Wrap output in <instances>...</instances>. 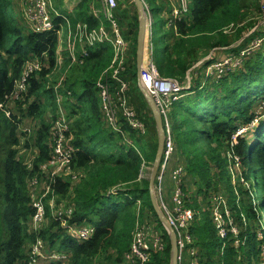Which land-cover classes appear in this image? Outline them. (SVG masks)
Segmentation results:
<instances>
[{"label":"trees","instance_id":"16d2710c","mask_svg":"<svg viewBox=\"0 0 264 264\" xmlns=\"http://www.w3.org/2000/svg\"><path fill=\"white\" fill-rule=\"evenodd\" d=\"M58 1L63 3V0ZM88 1L81 0L75 7L74 16L69 15L73 23L80 20L87 21L91 27L98 25V21L87 14ZM144 1L152 14L159 9L156 0ZM243 17L239 0H193L190 21L177 23L181 37H175L174 29L167 28L162 35L164 53L159 56L153 45L152 59L159 74L177 79L184 76L188 69L185 61L188 50L197 56L200 50L228 45V37L221 32L222 28L238 23ZM256 24L257 21L243 26L237 37L244 36ZM250 34L246 41L264 37V29L259 26ZM57 44V33H34L30 29L21 15L18 0H0V101L12 89L13 81L20 74L26 59L48 58L49 64L47 69L30 78L28 92L13 106L19 117L13 114L9 118L0 111V153H4V161L2 164L0 162V264H25L28 245L36 237L29 230L32 209L27 190V179L34 170L26 169L22 158L18 157V150L22 136L25 139L23 146L39 154L34 162L49 156L50 114L54 113L56 107L53 85L61 75L57 66ZM241 49L232 52L237 53ZM263 51L264 39L244 59L241 67L218 81L210 79L205 88L194 86L193 95H188L189 91L181 92L179 99L170 106L168 124L174 144L173 154L181 155L185 173L196 178L195 192H189L184 186L183 190L185 206L194 210L189 230L195 239L202 264H211L215 257L218 264H236V255L244 254L250 259L251 256L256 257L259 251L256 233L248 228L241 231L234 221L241 223L244 213L236 202L231 183L227 182L226 187L213 180L217 174L222 178V173H215L214 167H222L227 159L222 158L212 144L223 137L236 138L231 151L247 167L245 179L254 177V193L260 196L264 208V123L255 130L251 144L237 129L240 121L248 124L253 117L254 103L264 98ZM113 53L111 44H98L89 50L83 64L68 69L65 78L71 90V95L63 100L70 119V129L66 135L69 145L75 150L73 163L81 171V176L75 182L57 180L55 190L72 204L74 213L71 222L77 225L92 223L96 229L90 239L78 241L48 211L47 221L39 235L46 242L48 251L68 252L69 255L63 261L42 260L40 264H90L92 258L108 248L115 249L121 261L131 242L137 218V200L140 202L139 215L145 214V219L153 220L154 226L160 229L161 237L166 242L163 254H166L167 262L169 260L170 244L166 229L150 203L148 179L140 176L142 164L148 165L151 153L139 144L141 135L122 116H119L120 132L111 128L109 131L103 125L105 120L95 83L101 71L109 66ZM133 57L130 75L125 78L133 82L138 90L135 51ZM214 59L215 56H211L205 63L209 64ZM67 63L66 58L61 64L62 69ZM46 72H54L56 76L54 83L43 89L42 74ZM129 91L130 86L127 96ZM61 93L66 95L65 92ZM139 95L144 98L140 91ZM144 104L147 106L146 102ZM129 105L147 125L146 114L131 102ZM148 111L154 123L149 107ZM25 118L34 123L29 137L19 132L18 123ZM114 135L120 140L125 139L126 144L119 143ZM155 152L156 149L152 151L153 158ZM110 189H116L113 195H107ZM225 193H228L227 197ZM213 196L219 199H213ZM217 202L227 230L224 238L218 236L215 228L213 208ZM232 227L237 228L236 234L231 231Z\"/></svg>","mask_w":264,"mask_h":264},{"label":"built area","instance_id":"2783aa9c","mask_svg":"<svg viewBox=\"0 0 264 264\" xmlns=\"http://www.w3.org/2000/svg\"><path fill=\"white\" fill-rule=\"evenodd\" d=\"M65 1V2H64ZM61 4L63 10L57 8L54 0H18L19 9L22 17L34 33L62 31L65 36V45L68 53L67 71L71 66L83 64L89 56V50L98 44L112 43L118 46L122 39L118 33V18L115 14L117 0H98L101 5L93 6L90 3L91 16L98 18V8L104 11V19L98 21L97 26H89L87 21L77 20L74 23L69 15L73 8L81 0H64ZM169 3L168 9L161 12L165 20L166 28H176V22L190 20L193 8V0H166ZM148 12L147 31H146V53L145 63L142 65L139 76L143 87L153 98L164 122L166 135L164 139L163 152L161 158V169L159 172V190H162L161 175L167 170L169 160L174 152V144L170 134L168 124V114L172 102L179 99L182 89L179 80L173 77L161 76L152 59V23L153 14L150 12L148 4L144 1ZM192 4V8H190ZM75 5V6H74ZM259 10L262 18L264 17V0L259 2ZM99 19V18H98ZM235 23H231L222 29ZM264 29V18L262 25ZM258 25L252 28L253 31ZM110 28V29H109ZM112 33H114V38ZM262 38H255L246 47L237 53H230L222 58H218L205 67V78L209 77L215 81L225 76L227 73L242 66L244 59L251 53L254 47L261 43ZM209 59L206 58L205 61ZM112 62V61H111ZM201 62V61H200ZM198 62L197 64H199ZM47 60L40 57H31L23 63L20 74L14 79L12 89L5 95L4 100L0 101V111L5 116L12 118L17 114L13 109L16 102H19L28 92L30 78L47 67ZM120 65V64H119ZM197 66V65H196ZM122 69L118 66L110 75L117 81L116 96L111 93L109 77L104 70L96 80V88L100 100V108L106 124L114 131L120 132L119 116L126 123L135 129L139 134L146 131V125L128 101L129 84L119 78ZM66 71V73H67ZM66 73L60 75L53 85L55 96V111L50 114L51 127L49 128V156L44 160L34 162L39 156L38 152L32 153L31 149L23 146L24 137L19 146L18 157L27 170L34 173L27 179V190L32 209L29 230L36 235L29 247L28 258L25 264H40L42 260L63 261L68 257V252L48 251L46 242L39 235L47 221L48 211L51 217L59 221L66 232L78 241L90 239L96 229L92 223L77 225L71 222L74 208L67 200L57 203V193L55 184L57 180L62 182H74L81 173H77L73 164L74 149L68 143L67 132L70 129V119L63 106V100L71 95V90L65 83ZM61 92H65V96ZM22 128V133L29 137L34 128L33 124L18 123ZM169 180L171 182L169 200L161 203V208L165 213L168 223L173 228L176 236L177 245V264H202L200 253L195 245V239L189 230L190 222L194 217V210L185 206V193L183 190V175H186L184 165L180 162L170 168ZM142 170V169H141ZM140 170V173H141ZM141 175V174H140ZM80 178V177H79ZM116 189H110L107 194L115 193ZM215 199H219L217 196ZM137 203L140 204L139 200ZM213 208L215 228L218 236L224 238L227 234L225 221L218 210V204ZM231 231L236 234L237 230L232 227ZM237 242V240L235 241ZM165 240L152 231L148 226L141 224L138 220L132 230V238L128 249L122 254V264H148L151 256L160 251H164ZM222 264V263H221Z\"/></svg>","mask_w":264,"mask_h":264},{"label":"rangeland","instance_id":"374dc122","mask_svg":"<svg viewBox=\"0 0 264 264\" xmlns=\"http://www.w3.org/2000/svg\"><path fill=\"white\" fill-rule=\"evenodd\" d=\"M259 2L260 0H239L240 5L242 6V13L244 17L241 20H239L238 23L231 25L230 26L231 28L227 27L221 30V32L228 37L229 44L226 46H218L220 48L225 47V49L224 48L218 49L217 50L218 54H216V56L225 54V52L230 53L233 50H236V49L238 50L239 48H242V49L246 48L250 44V42L252 41L251 38L247 39V41H246V38H248V36L251 35L250 33L252 32L251 31L252 28H254L259 23L262 25V20L264 18V17L262 18L260 14ZM54 3L56 4L57 8H59L60 10H63L61 7V3H59L58 0H54ZM90 3H94L93 6H96V4L99 6L101 5V2L98 0H89L88 1L89 8H90ZM117 6H118L116 9V12L118 13L117 16L120 13V15L118 16V18L119 17L120 18H119V22L117 26H118V33L122 39V43L119 46L117 44L109 43L111 44L114 53H113V57L111 60L112 62H110L109 66L104 69V70H107L105 71V74H107V76L109 77L111 93H113V95L115 96H116L115 86H117V81L113 79L110 75L119 66L120 69H122L120 72L119 78L125 80L126 82L128 81L125 77L130 75V71L132 69L133 58H134L133 53L136 49L135 36L137 35L135 33L137 32L136 29L138 28V24H137L138 15H137V11H136L133 1L132 0H117ZM190 8H192V4H190ZM9 13H11V15L13 16V12L11 10H9ZM104 18L105 17H102L101 20L106 25H108V22ZM164 20L165 18L163 15H161L159 9L153 11L152 43L155 47L156 53L159 56L164 53V45H163V39H162V35H163L162 26H163ZM255 21H257V24L254 25L251 28V30L249 29L250 31L248 30L242 37H239V38L237 37V33H239L240 30L244 29L243 26L245 25L247 26L250 24L252 25L253 22ZM177 23L178 22H176V28L174 31L175 37H178V36L181 37V34L179 33V30L177 27ZM259 26L260 25H258L257 27ZM112 35L114 38V33H112ZM260 38H262V40L264 39V37H260ZM255 48L256 47H254L252 51ZM58 52H60V56H58L57 58L58 60L57 66H58V71L59 72L61 71V75H62L66 73L67 67L65 66L62 69L61 64L63 63L64 59L67 58L68 60V53H67L66 45L64 41L63 43L60 44L57 50V55H58ZM197 56H195L191 50H188L187 57L185 58V61L187 63L186 66H188V69H186L184 76H180L181 78H178L181 86L183 87L182 92L189 91L188 95L194 94V91H193L194 86L199 87V88H205L208 85L207 83H209L208 81H210L211 79L209 77L205 78V75H204L205 67L207 65V63H205L206 62L205 58L208 56L206 54H202L200 56L197 55ZM198 62L200 63L197 64ZM43 69H46V68H43ZM104 70H102L101 73ZM53 73L54 72H51L50 74H48V72H46L44 75L42 74V77L44 78L43 83L45 85L43 89L51 86L54 83L56 75L55 73L54 74ZM101 73L98 75V77L101 75ZM128 83L130 86V91L128 95L129 103L131 102L132 105H135L136 107L140 108L146 114V117L148 119V124L146 125V131L143 134L140 133L141 136L139 139V144L141 146H144L148 153H151V157H150V161L148 165L142 164V168H141L142 170L140 173L141 177H145L148 179L149 174H150L151 164L154 159L152 155V151L156 149L157 147V130L155 127V123H152L150 120L149 111L147 107L148 104L145 100V97L144 96H143L144 98L140 97L139 95L140 90L138 86L137 88L139 91L136 90V88H134L135 85L133 84V82L128 81ZM144 102H146L147 106L144 104ZM252 113H253V117L249 122H247L248 124L246 123L244 124L242 121H240L239 127L237 128L239 129L238 133H240V135L246 140L248 144H251L255 130L260 128L261 124L264 123V98H259L257 102L254 103ZM26 123L32 124L33 121H29V119L25 118L23 121V124H26ZM103 125L107 130L111 131L110 127L106 124L105 121H103ZM114 136L117 137V139L119 140V143L126 144V142H124L125 139L120 140L118 136L116 135ZM126 140H129L130 142V139L128 138H126ZM235 140H236L235 137H232V139H227L226 137H223L216 143L212 144V146H215L218 152L221 153V157L227 159L222 167L220 168L214 167L215 173H218V172L222 173V178L220 177V175L217 174V175H214L213 180L214 182L224 184V186L226 187H228L227 182L231 183L233 190H234V196H235L236 202L238 203L240 210L244 213V215L241 217V221H242L241 223L237 222L235 219L234 221L240 227L241 231L242 230L245 231V228L246 230L248 228L250 232L256 233L257 235V246L259 248V251L256 254L257 256L256 257L251 256L250 259H248L246 255L238 254L236 255V264H264V208L262 207V201L260 200V196L254 193V183H255L254 177H251L249 180L245 179L244 174L247 170V167L241 162L240 157L238 155L234 156L233 152L231 151L232 144L235 142ZM136 147L139 148V145H136ZM227 151L229 152L228 155H227ZM22 158L24 157L22 156ZM3 161H4V153L3 155L0 153L1 164ZM180 162H181V155L176 154V153L172 154L169 160V166L167 170L163 173V175H161V180H162L161 181V185H162L161 191L158 188L159 186L158 177L159 176L157 177V180L155 181L156 194H157L160 205L162 202L166 203L169 200V194H170L169 190L171 186V182L169 180V175L171 172L170 168L174 167L176 164H179ZM75 170L77 173L80 174L81 171L79 169L75 167ZM195 180L196 178L194 176H191L189 174L183 175L184 188H186V190L187 189L189 190V188L193 186ZM124 186L125 185H122V188H125ZM193 188H195V186H193ZM225 194L227 197L228 193H225ZM109 195H113V193ZM62 200H65V199H63L59 195V193H57L56 202L60 203L62 202ZM3 207H4V204H3ZM5 225H6V222H5ZM0 236H1V230H0ZM32 242L29 243L28 249L30 245L32 244ZM161 256H162V251L158 252V254H156L155 256H151V259L149 260L148 264L153 263L155 258L157 262L160 261ZM94 258H92L91 261ZM119 263H121V261ZM168 264H170V260L168 261ZM211 264H218L216 257L213 259Z\"/></svg>","mask_w":264,"mask_h":264},{"label":"water","instance_id":"95a60500","mask_svg":"<svg viewBox=\"0 0 264 264\" xmlns=\"http://www.w3.org/2000/svg\"><path fill=\"white\" fill-rule=\"evenodd\" d=\"M138 15V28H137V36H136V49H135V61H136V75H137V86L145 100L148 104V107L151 111L155 127L157 130V147L154 155V159L151 164L150 174L148 178V191H149V199L152 205V208L162 224V226L166 229L170 251L169 258L170 264H177V245H176V236L173 228L168 223V220L165 216L164 211L159 204L158 197L156 194L155 181L159 175L161 169V158L163 152L164 139L166 135V129L164 126V122L162 116L150 94L143 87L140 81V70L142 65L145 63V51H146V31H147V19L148 12L146 10V6L144 0H132Z\"/></svg>","mask_w":264,"mask_h":264},{"label":"crops","instance_id":"0c3cea01","mask_svg":"<svg viewBox=\"0 0 264 264\" xmlns=\"http://www.w3.org/2000/svg\"><path fill=\"white\" fill-rule=\"evenodd\" d=\"M64 1V0H63ZM65 2V1H64ZM156 3L158 4V7H159V10H160V13L162 12V11H164V10H166V9H168V6H169V3L166 1V0H156ZM75 10H76V8H73V10H72V16H74L73 14H74V12H75ZM87 14H88V16L90 17V18H93L92 16H91V11H90V8L87 10ZM97 16H98V18L97 19H95V18H93L94 20H97V21H101V19H102V17L104 16V11H102V8L100 7V9L98 8V11H97ZM162 30H163V32L165 31L164 29H167V28H164V24H163V26H162ZM170 29V28H169ZM174 29V31H175V28H172V30ZM57 35H58V44H57V50H58V48H59V46H60V44L61 43H63V41L65 42V36H63V33H62V31H60L59 33H57ZM222 48H224L225 49V47H214V48H211V49H209V50H207V49H203V50H200L199 52H198V54H199V56L200 55H202V54H206L208 57H206V58H209V57H211V56H215V59L214 60H216V59H218V58H222V57H224V56H226L225 54H230V53H228V52H225V54H222V55H220V56H216V54H218V52H217V50L218 49H222ZM57 50H56V57L58 58V56H60V52H58V55H57ZM221 52V51H220ZM232 53V52H231ZM205 58V59H206ZM208 60V59H207ZM213 60V61H214ZM46 65H47V67H46V69L49 67V64H48V62L46 63ZM19 131H21V133H22V128H20L19 127ZM21 140H22V136H21ZM25 140V139H24ZM77 181V180H76ZM193 186H195V184H193ZM193 186L191 187V188H189V192H195V189H196V187L195 188H193ZM137 203V202H136ZM140 207V204H138L137 203V208H136V215H137V218L135 219V223H136V221L138 220L141 224H144V225H146V226H148L149 228H151L152 229V231H154V232H156V233H158V234H160L161 233V231H160V229L157 227L156 228V226H154V222H153V220H151V219H148V218H146L145 219V214H143V215H139V208ZM135 223H134V226H135ZM134 226H133V228H134ZM152 226V227H151ZM155 227V228H154ZM158 254V253H157ZM156 254H154L153 256H155ZM67 259V258H66ZM169 260H170V258H169ZM168 260V261H169ZM120 262V259H118V256H117V252H116V250L115 249H112V248H108V249H106L105 251H102V252H100V253H98L97 255H96V257L90 262V264H121V263H119ZM154 264H168V262H167V258H166V254H163V252H162V256H161V260L160 261H158L157 262V260H156V258H155V260H154Z\"/></svg>","mask_w":264,"mask_h":264}]
</instances>
